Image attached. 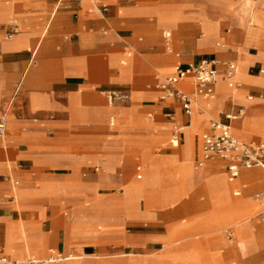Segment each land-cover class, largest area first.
<instances>
[{"label":"crops","instance_id":"crops-1","mask_svg":"<svg viewBox=\"0 0 264 264\" xmlns=\"http://www.w3.org/2000/svg\"><path fill=\"white\" fill-rule=\"evenodd\" d=\"M234 1L0 0V257L30 264L56 250L67 258L52 264H217L196 232L235 222L248 206L231 188L238 196L241 181L262 174L241 168L230 179L221 158L194 167L211 120L264 139V35L230 14ZM202 58L217 60L215 97L188 115L156 84ZM109 90L130 98L110 105Z\"/></svg>","mask_w":264,"mask_h":264},{"label":"built area","instance_id":"built-area-1","mask_svg":"<svg viewBox=\"0 0 264 264\" xmlns=\"http://www.w3.org/2000/svg\"><path fill=\"white\" fill-rule=\"evenodd\" d=\"M94 1L98 2L99 0ZM12 26L13 29L8 32L7 37H11L16 32L14 22H12ZM223 65L225 66L226 75L230 78L233 77L237 70L236 66L228 61L223 62ZM187 78H190L193 84V89L190 91L178 87L179 82ZM217 79V60L215 58H202L197 62H190L186 65L177 64L174 71L158 82L156 87L160 90L161 99H178L183 111L190 115L199 98L208 100L215 97L214 84ZM106 98L108 104L112 105L117 101L128 100L130 95L118 90H109L106 92ZM227 118L235 119L237 115L228 114ZM113 119V116H111V123H113ZM210 127V131L202 133L201 158L194 166L196 169L202 167L207 160L212 158H221L227 161L230 179L237 177L241 168H264V139L241 140L233 134L228 123L219 120H211ZM5 130V118L0 116V135H3ZM178 137L179 128H175L171 138L173 145L178 143ZM137 169H140V167L138 166ZM257 196L260 197L259 194ZM226 233L228 238L232 237L231 230H227ZM66 258L60 252L50 250L45 258L31 256L26 261L30 264H52L61 262ZM0 264H19V262L2 256L0 257Z\"/></svg>","mask_w":264,"mask_h":264},{"label":"rangeland","instance_id":"rangeland-1","mask_svg":"<svg viewBox=\"0 0 264 264\" xmlns=\"http://www.w3.org/2000/svg\"><path fill=\"white\" fill-rule=\"evenodd\" d=\"M258 2L260 6L261 2L259 0ZM232 8L237 11L230 12L232 16L240 19L242 18L246 21V26L248 27L256 26L260 34L263 33L264 35V6L256 7L246 0H236L233 2ZM158 15L161 25H168L172 20L168 12H159ZM227 27H230V25L227 24ZM167 30L169 31L168 33H170L171 30ZM165 31L166 30H164V32L162 31V34L166 39L174 35V31H171V37H166ZM216 41H221V39L218 38ZM200 99L205 100L203 98H199L198 100ZM115 125L116 123L113 125V128ZM201 131L202 129L198 131V134ZM169 137L168 135L164 141L153 145V151H156L157 148L167 146L166 144ZM249 169H258L262 173L254 179L255 184L248 179L241 181L242 192L238 196L233 195V187L230 190V195L233 200L244 201L248 207L240 209L239 217L233 223L225 222L219 228H205L203 232H196L198 235L202 233V238L205 241L204 247L209 249L214 248L218 254L221 255L217 264H264V183H262L264 181V169L259 167H252ZM258 194L262 198L258 197ZM227 230L233 231V236L231 238H227ZM250 237L255 238L258 244L247 247V249L241 248L239 242L243 239H249ZM198 238L201 237L199 236Z\"/></svg>","mask_w":264,"mask_h":264},{"label":"bare ground","instance_id":"bare-ground-1","mask_svg":"<svg viewBox=\"0 0 264 264\" xmlns=\"http://www.w3.org/2000/svg\"><path fill=\"white\" fill-rule=\"evenodd\" d=\"M248 3H251V4H254L256 7L258 6V7H260V6H264V0H259L261 3H260V6H259V2H258V0H246ZM170 17V16H169ZM165 18V17H164ZM163 18V19H164ZM160 19V18H159ZM162 19V20H163ZM171 19V18H170ZM163 23V22H162ZM166 32V37H170V35H171V33H168L169 31L168 30H166L165 31ZM202 43V42H201ZM238 76H240V74L238 75ZM208 100H212V99H208ZM197 103V102H196ZM112 125V124H111ZM250 173V172H249ZM243 177H244V175H242Z\"/></svg>","mask_w":264,"mask_h":264}]
</instances>
